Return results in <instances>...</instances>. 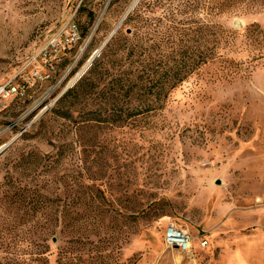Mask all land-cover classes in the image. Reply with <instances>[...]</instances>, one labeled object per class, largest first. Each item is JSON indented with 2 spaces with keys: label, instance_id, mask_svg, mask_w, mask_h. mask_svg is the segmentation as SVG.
I'll return each instance as SVG.
<instances>
[{
  "label": "rangeland",
  "instance_id": "374dc122",
  "mask_svg": "<svg viewBox=\"0 0 264 264\" xmlns=\"http://www.w3.org/2000/svg\"><path fill=\"white\" fill-rule=\"evenodd\" d=\"M133 1L0 0V86L23 91L0 114V147L19 136L0 158V263L35 257L51 224L48 264H264V0H145L115 40L156 24L161 47L216 53L150 111L114 91L120 43L72 85ZM70 24L78 42L47 49ZM56 146L59 162L22 174L24 155ZM172 222L191 253L165 246Z\"/></svg>",
  "mask_w": 264,
  "mask_h": 264
},
{
  "label": "trees",
  "instance_id": "16d2710c",
  "mask_svg": "<svg viewBox=\"0 0 264 264\" xmlns=\"http://www.w3.org/2000/svg\"><path fill=\"white\" fill-rule=\"evenodd\" d=\"M136 9L124 20L123 24L133 20L136 21L137 27L142 21L141 9L145 0H141ZM251 3V2H250ZM241 4L248 5V3L242 2ZM230 0L226 1L225 7L227 9L232 7ZM264 5V2L262 3ZM91 19H94V14L90 13ZM122 24V25H123ZM152 38L146 37L147 34L141 29L137 28L136 32L132 36L123 34L120 38L115 40V35L119 33L116 31L115 35L104 48L100 60H97L89 70L90 74L97 72L103 60L109 57V55L116 52L115 46L120 43L119 52L121 54L123 70H120V74L114 78L115 90L125 91L127 96H138L144 99V108L139 111H150L153 109L155 103L165 106L167 100L172 91L178 86L184 83L192 74L201 68L207 62L214 59L216 53L214 49H207L201 51L198 46H167L161 47L156 42V24H153ZM251 25V28L246 30L245 36L250 39L256 34V29ZM114 31V30H113ZM112 31V32H113ZM88 34V33H86ZM149 33L148 35H150ZM110 36V35H109ZM167 42H174V36L169 33ZM106 41V40H105ZM124 64V65H123ZM72 90L66 92L57 102L58 105L63 103L72 94ZM64 118H72L69 112L63 114ZM122 118V116H119ZM65 149H70V145ZM56 152L54 154L45 155L38 152H29L21 158L20 170L22 174L33 173L37 170L39 165L44 162L55 161L59 162L61 156H66L64 147H55ZM57 159V160H56ZM102 194L104 192H101ZM22 194V193H21ZM19 200L27 201V195L22 194L18 196ZM105 198H107L105 196ZM21 201V203H22ZM40 233L43 235L42 246L40 252L35 257H24L20 254V251L15 249L12 253L14 264H48V253L51 250V243L53 240L58 241L59 230L56 226L49 224L48 226L39 227ZM62 233V232H61ZM3 264V263H0Z\"/></svg>",
  "mask_w": 264,
  "mask_h": 264
},
{
  "label": "built area",
  "instance_id": "2783aa9c",
  "mask_svg": "<svg viewBox=\"0 0 264 264\" xmlns=\"http://www.w3.org/2000/svg\"><path fill=\"white\" fill-rule=\"evenodd\" d=\"M68 28L65 37L52 40L47 49L57 52L61 47L65 48L76 44L80 38L78 28L75 24H70ZM22 93L23 91L12 82L0 86V114L6 110V105L9 101ZM192 242L193 239L190 232L176 223L172 222L166 228L164 243L167 248H177L183 253H188L192 250ZM202 243L203 245L207 244V242Z\"/></svg>",
  "mask_w": 264,
  "mask_h": 264
},
{
  "label": "water",
  "instance_id": "95a60500",
  "mask_svg": "<svg viewBox=\"0 0 264 264\" xmlns=\"http://www.w3.org/2000/svg\"><path fill=\"white\" fill-rule=\"evenodd\" d=\"M140 2H142L141 0H134L130 6V8L128 9V12L126 13V16L124 17V19L118 24V27H116L114 29V31L110 34V36L106 39V41L101 45V48L99 50H97L93 56L90 58V62H89V66L86 67V69L84 68L82 70V73L80 72L79 75L76 77V79L72 82V85L76 84L77 81L82 78L83 75H85L90 69L91 67L94 65V63L99 60L100 56L102 55V52L104 50V48L108 45V43L111 41V39L113 38V36L115 35L116 31H118V29L122 26L124 20H126V18L136 9V7L140 4ZM238 26L241 25L240 21H237ZM69 90V87H67L60 95L59 97L54 101L53 104H55L56 102H58V100ZM50 107H47L45 110L42 111V113L40 114L43 115L46 111H48ZM39 118V117H38ZM24 132V131H23ZM22 134V133H21ZM20 134V135H21ZM19 137V136H18ZM14 138L12 139L9 143L3 145L2 147H0V158L8 151V148H10V146L16 141V139L18 138ZM220 183V182H219ZM217 183V184H219Z\"/></svg>",
  "mask_w": 264,
  "mask_h": 264
},
{
  "label": "bare ground",
  "instance_id": "6f19581e",
  "mask_svg": "<svg viewBox=\"0 0 264 264\" xmlns=\"http://www.w3.org/2000/svg\"><path fill=\"white\" fill-rule=\"evenodd\" d=\"M129 8H130V7H129ZM127 12H128V10H127ZM127 12H126V13H127ZM125 16H126V14L124 15V17H125ZM124 17H123V19H124ZM123 19H122V20H123ZM89 62H90V60H89V61L87 62V64L84 66L85 69H86V67L89 66ZM84 68H83V69H84ZM83 69H82V70H83ZM81 73H82V71H81Z\"/></svg>",
  "mask_w": 264,
  "mask_h": 264
},
{
  "label": "crops",
  "instance_id": "0c3cea01",
  "mask_svg": "<svg viewBox=\"0 0 264 264\" xmlns=\"http://www.w3.org/2000/svg\"><path fill=\"white\" fill-rule=\"evenodd\" d=\"M193 248H194V243L192 242V250L188 253H191L193 251Z\"/></svg>",
  "mask_w": 264,
  "mask_h": 264
}]
</instances>
